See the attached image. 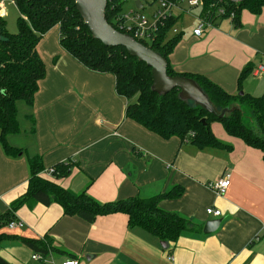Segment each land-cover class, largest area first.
Masks as SVG:
<instances>
[{
	"label": "crops",
	"instance_id": "obj_1",
	"mask_svg": "<svg viewBox=\"0 0 264 264\" xmlns=\"http://www.w3.org/2000/svg\"><path fill=\"white\" fill-rule=\"evenodd\" d=\"M181 39L169 55L179 74H199L230 95H237L242 69L264 64V7L260 14L244 10L240 27L221 20L200 37L193 35L195 23L181 18L176 24ZM46 76L32 107L18 109L21 131L7 139L23 150L15 159L0 148V214L25 193L28 158L40 156L45 171L70 162L66 178L43 177L74 193L83 190L99 203L148 198L182 187L177 199L162 200L160 208L191 221L200 233H184L175 244L161 242L141 229H129L127 217L113 214L87 223L64 216L57 204H29L16 213L23 226L5 229L20 238L41 240L47 236L54 249L44 262L32 260L33 250L19 239L0 244V257L9 264H60L76 259L78 264H264V162L263 154L230 137L216 122L213 135L225 149L199 150L178 139L163 140L125 119L126 100L115 92L111 75L84 68L59 44L58 27L38 45ZM243 93H264V73L246 78ZM20 120L23 122L21 125ZM220 124V123H218ZM228 177L222 196L208 189L210 182ZM220 211L219 217L206 209ZM220 221L216 230L203 233L204 225ZM69 255L73 256L71 258Z\"/></svg>",
	"mask_w": 264,
	"mask_h": 264
},
{
	"label": "trees",
	"instance_id": "obj_2",
	"mask_svg": "<svg viewBox=\"0 0 264 264\" xmlns=\"http://www.w3.org/2000/svg\"><path fill=\"white\" fill-rule=\"evenodd\" d=\"M12 1L18 11L17 33H8L4 19H0V148L7 158L15 159L23 154L22 149L10 146L7 139L21 131L17 104L22 102L32 107L39 83L46 76L45 64L38 54V45L50 30L58 27L59 44L67 54L87 70L114 78L116 94L127 102L125 119L163 140L176 138L181 144H188L199 150H230V146L224 145L213 135L211 124L218 122L228 136L259 150L263 154L264 162V93L254 97L243 93L241 89L243 81L254 70L251 64L242 69L237 79L238 91L242 95H230L203 75L179 74L172 69L169 55L180 41L181 35L168 37V27L176 19L170 20L166 28L159 32L157 44L148 46L166 60L168 76H181L195 81L208 97L216 114L224 109L236 108L218 118L191 101L180 100L178 89L163 96L152 92L151 69L145 63L130 57L124 48L105 47L101 42L93 40L73 1ZM202 1L206 9L222 1L229 13L234 15L231 22L237 28L240 27L242 11L257 15L264 7V0H245L240 4H232L226 0ZM123 7L122 0H107L105 19L116 31L125 34L119 29L116 20ZM242 107L250 111L254 127L248 128L244 125ZM27 164L29 176L25 193L13 201L6 212L0 214V244L14 238L43 257L50 253H60L52 247L47 236L41 240H32L5 231L8 224L16 220L15 213L29 204H57L64 216L77 217L87 223L94 222L98 217L123 214L127 217L129 229H141L158 241L170 245L175 244L184 233H200V229L191 221L160 208L162 200L181 197L184 192L182 187L175 186L163 194L148 198L137 196L99 203L87 195L85 190L74 193L43 177L45 168L40 156L28 158ZM52 169L51 176L59 180L70 175L72 164L58 163ZM0 264L9 263L0 257Z\"/></svg>",
	"mask_w": 264,
	"mask_h": 264
},
{
	"label": "built area",
	"instance_id": "obj_3",
	"mask_svg": "<svg viewBox=\"0 0 264 264\" xmlns=\"http://www.w3.org/2000/svg\"><path fill=\"white\" fill-rule=\"evenodd\" d=\"M5 1L0 0V19H4L6 15ZM124 5L129 0H122ZM139 2L140 9L135 6ZM134 9L130 10L128 14H121L117 17V23L120 30L125 34L131 36L135 41L143 44L148 48L149 45H155L159 42V32L166 28L168 22L176 19L173 25L168 27V37H174L180 34L176 24L181 18H189L195 23L193 35L200 37L207 29L215 28L217 23L222 19L230 20L234 18L232 13L226 9L225 4L219 1L217 5H212L205 8L202 0H135ZM148 7L153 8L148 14H141L146 11ZM228 15V16H227ZM227 16V17H226ZM171 34V35H170ZM146 44V45H145ZM253 72L256 74L264 73V64L258 65ZM252 72V73H253ZM48 175H52L53 169L45 171ZM230 182L228 177H222L216 181L208 183L207 187L216 196H222L227 190ZM206 214L213 217H219L220 211L214 209H206ZM22 222L14 220L7 226L9 230L21 228ZM256 242L264 244V237H257L254 239ZM46 257L35 253L32 256L34 261L44 262ZM50 264H54L51 262ZM60 264H78L76 259H66Z\"/></svg>",
	"mask_w": 264,
	"mask_h": 264
},
{
	"label": "water",
	"instance_id": "obj_4",
	"mask_svg": "<svg viewBox=\"0 0 264 264\" xmlns=\"http://www.w3.org/2000/svg\"><path fill=\"white\" fill-rule=\"evenodd\" d=\"M80 15L84 25L89 30L93 40L101 42L105 47H122L130 57L145 63L151 69V91L158 95H166L174 89L179 90L178 98L182 101H191L205 109L208 114L222 118L225 114L233 112L236 108L224 109L216 114L208 97L192 79L166 74L167 62L158 53L135 41L131 36L116 31L105 19L107 0H71ZM232 4H240L245 0H226ZM137 9L140 4L135 3ZM242 95V93H238ZM204 123V120H202ZM220 221H210L204 225L203 233L209 234L216 230ZM165 249L167 243L161 242Z\"/></svg>",
	"mask_w": 264,
	"mask_h": 264
},
{
	"label": "rangeland",
	"instance_id": "obj_5",
	"mask_svg": "<svg viewBox=\"0 0 264 264\" xmlns=\"http://www.w3.org/2000/svg\"><path fill=\"white\" fill-rule=\"evenodd\" d=\"M134 2L135 0H129L123 7V14H128L130 10L134 9ZM153 8L148 7L146 9V11H142L141 14H148L149 12L152 11ZM5 10H6V15L4 18V22L6 25V30L8 31V33L10 34H16L17 33V26H16V21H17V17H18V11L16 9V6L14 4V2L12 0H6L5 1ZM54 29V28H53ZM171 35V34H170ZM20 105H23L22 102H19L17 104V108L19 109ZM242 111H243V123L246 127L251 128L254 127V121L251 117V113L248 110V108L246 107H242ZM18 118L21 119V111L19 110V115ZM21 125H23V122L20 120ZM217 125H219V127L221 128V124H218V122H216ZM222 129V128H221Z\"/></svg>",
	"mask_w": 264,
	"mask_h": 264
}]
</instances>
